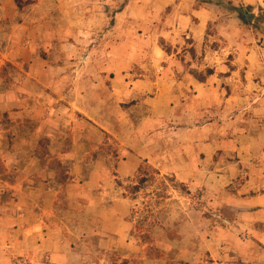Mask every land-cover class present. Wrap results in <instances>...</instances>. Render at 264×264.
<instances>
[{
    "label": "crops",
    "instance_id": "0c3cea01",
    "mask_svg": "<svg viewBox=\"0 0 264 264\" xmlns=\"http://www.w3.org/2000/svg\"><path fill=\"white\" fill-rule=\"evenodd\" d=\"M123 1L0 0V264H264V192L261 210L178 224L176 248L161 233L154 252L141 245L133 200L103 174L84 178L90 136L132 132L136 111L168 118L186 89L226 112L248 104L264 131L255 16L196 0ZM149 3L160 16H141ZM53 159L68 176H44Z\"/></svg>",
    "mask_w": 264,
    "mask_h": 264
},
{
    "label": "rangeland",
    "instance_id": "374dc122",
    "mask_svg": "<svg viewBox=\"0 0 264 264\" xmlns=\"http://www.w3.org/2000/svg\"><path fill=\"white\" fill-rule=\"evenodd\" d=\"M32 1L16 3L22 8ZM126 1L119 3V7ZM196 2L218 5L225 13L237 8L236 13L241 16H255L254 27L264 30V7L246 5L243 0ZM137 4L146 3L137 0ZM144 9L141 16L161 15L150 3ZM113 10L116 8L110 9V15ZM208 44L215 47L218 43ZM192 74L200 80L205 78L194 70ZM193 93V89H186V98L174 104L177 112L168 118L142 119L136 111L131 113L132 132L104 131L90 136L91 146L85 154L84 178L103 174L112 181V188L119 191L120 197L133 200L141 245L153 243L148 248L154 252L158 250L156 243L161 233L170 240L169 248H176L178 224L229 223L238 220L242 210H261L262 206L258 197L264 192L262 121L249 110L248 104H239L226 112L224 102L190 101ZM144 120L149 124L144 125ZM53 160L51 170L47 169L44 176L48 177L53 169L59 176H66L68 167ZM122 164L131 168L120 173ZM92 194L90 189L89 198Z\"/></svg>",
    "mask_w": 264,
    "mask_h": 264
},
{
    "label": "trees",
    "instance_id": "16d2710c",
    "mask_svg": "<svg viewBox=\"0 0 264 264\" xmlns=\"http://www.w3.org/2000/svg\"><path fill=\"white\" fill-rule=\"evenodd\" d=\"M233 10H234V11H237L238 9H237V8H234Z\"/></svg>",
    "mask_w": 264,
    "mask_h": 264
}]
</instances>
